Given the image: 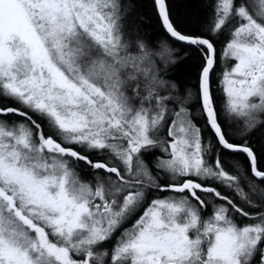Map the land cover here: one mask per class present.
<instances>
[{"label": "snow or ice", "instance_id": "snow-or-ice-1", "mask_svg": "<svg viewBox=\"0 0 264 264\" xmlns=\"http://www.w3.org/2000/svg\"><path fill=\"white\" fill-rule=\"evenodd\" d=\"M0 264H264V0H0Z\"/></svg>", "mask_w": 264, "mask_h": 264}]
</instances>
